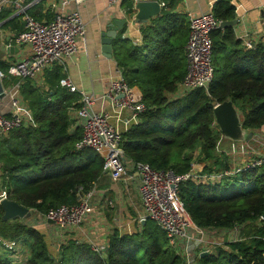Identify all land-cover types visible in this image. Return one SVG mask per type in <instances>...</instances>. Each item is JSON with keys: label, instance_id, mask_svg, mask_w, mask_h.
<instances>
[{"label": "trees", "instance_id": "16d2710c", "mask_svg": "<svg viewBox=\"0 0 264 264\" xmlns=\"http://www.w3.org/2000/svg\"><path fill=\"white\" fill-rule=\"evenodd\" d=\"M156 1L164 2V7L160 15L139 26L140 45L123 38L125 27L112 43L117 68L126 84L139 92L146 108L138 124L122 135L121 148L132 162L177 177L190 172L195 153L204 165L203 175L227 170V158L217 152L221 133L213 127V111L230 102L243 131L252 133L264 127V43L247 49L236 39L233 28L213 32L214 78L208 92L197 89L173 99L186 74L189 21L175 12L178 0ZM233 1L214 4L216 20L236 19ZM123 4L127 15L134 13L130 1ZM41 7L39 3L26 13L41 21ZM0 23L15 35L23 31L22 16L12 17L9 11L0 13ZM2 56L3 85L13 86L18 80L7 75L10 64ZM43 77L44 87L34 80L19 86L33 125L0 135V189L6 191L9 201L39 215L76 204V190L89 191L103 177L100 156L76 147L82 130L73 127L69 109L79 96L60 88L63 68L54 66ZM239 177L240 186L231 194L223 192L224 182L189 179L180 183L178 198L198 228H240L239 241L217 247L204 257L196 255L194 264H264V220L260 221L264 218V167L247 170ZM22 221H4L0 206V236L29 246L30 256L24 264H187L184 256L168 246L164 232L148 219L132 235L113 232L105 258L93 253L88 244L73 241L53 258L43 236ZM0 264L12 263L0 258Z\"/></svg>", "mask_w": 264, "mask_h": 264}, {"label": "built area", "instance_id": "2783aa9c", "mask_svg": "<svg viewBox=\"0 0 264 264\" xmlns=\"http://www.w3.org/2000/svg\"><path fill=\"white\" fill-rule=\"evenodd\" d=\"M43 0H32L26 4V0H0V13L6 9H13L16 15L22 16L23 31L8 38L4 43V52L12 47H26L28 56L22 61L10 64L7 75L16 78L18 82L13 89L19 91L20 84L25 80H36L47 70L63 64L72 58L78 51V44L83 41L86 34L85 25L77 10H67L70 4L78 6L86 0H61L55 7L53 18L50 21H39L26 12L27 9ZM124 1H130L134 13L127 15L134 21L136 5L149 0H109L111 5H120ZM218 0H209L208 9L198 16H189V35L185 46L186 74L178 85L173 99H179L193 90L208 92V88L214 78L212 65V40L211 34L220 30L222 22L216 20L212 10ZM161 8L164 4L160 5ZM234 6V4H233ZM235 7V6H234ZM264 13V0L261 5ZM237 7H235V10ZM236 12V11H235ZM126 13V12H125ZM264 43V39H263ZM136 46L140 45L135 41ZM245 48H251L246 42ZM117 67V66H116ZM117 69V76L113 78L107 88L103 100H108L110 108L116 113L117 126L111 122V116L106 112L93 110L96 97L80 92L68 78L59 82L62 89L70 94H77L78 101L69 109L73 127L80 126L82 137L76 146L78 150L90 149L96 152L103 161V175L116 182L122 178L137 181V191L143 207V214L139 217V223L147 219L154 222L165 234L170 248L184 256L187 264H194L190 259L189 249L198 247L197 255L209 253L211 248L223 247L230 242L240 240V228L231 230L200 229L191 220L178 198V187L181 182L196 179L199 182L220 183L225 179L239 176L247 170L264 167V154L256 155L254 151H246L243 161L239 164L232 162L227 170L211 175H203L204 166H196L192 163L188 174L177 177L171 172L155 171L149 165L134 163L129 160L122 148V135L132 126L137 125L139 117L146 110L141 102V96L135 88L129 87L124 81L121 71ZM5 75L0 72V80ZM5 95V91H4ZM121 97V98H119ZM77 105V108H74ZM12 112L5 116L0 112V135H7L10 131L33 125L32 115L29 110L21 108L17 98L11 101ZM23 113L26 114L24 118ZM123 115L125 118H122ZM216 124H214L215 128ZM72 127V128H73ZM217 127V126H216ZM218 128V127H217ZM257 136L264 137V127L255 131ZM224 154L233 158L234 153L224 151ZM131 173L132 176H128ZM133 179V180H134ZM95 186L85 191L83 188L76 190V204L61 206L41 215L43 221L51 222L59 232L70 231L80 227L84 221L94 212V199L96 198ZM7 199V193L0 189V203ZM109 201V205L111 206ZM264 218H260V221ZM216 235L223 239L215 242ZM18 246L16 241L6 240L0 236V249L5 252H13ZM91 251L100 258H105L107 245L89 244Z\"/></svg>", "mask_w": 264, "mask_h": 264}, {"label": "crops", "instance_id": "0c3cea01", "mask_svg": "<svg viewBox=\"0 0 264 264\" xmlns=\"http://www.w3.org/2000/svg\"><path fill=\"white\" fill-rule=\"evenodd\" d=\"M31 1L28 2L26 0V4L31 3ZM60 2L61 0H43L39 2L42 3L40 9L42 14L41 21H50L53 18L54 12H56V6L52 7V5H57ZM157 2L160 5L164 4L162 1ZM262 2L263 0L233 1L234 6L237 7L235 10V20L238 22L233 29L235 37L241 42L242 47H245L246 42L250 43L251 47L263 42L264 13L260 8ZM208 3L209 0H178L175 12L184 14L187 17L198 16L207 11ZM33 6L35 5L29 8ZM125 9L123 3L111 5L109 0H86L78 6L70 4L67 10L78 11L85 25L86 34L84 40L78 44L77 53L59 65L63 68L65 77L80 92L96 97L93 110L108 113L111 116V122L117 126H122L123 124L122 122H118L116 113L110 108L109 101L102 99L111 80L117 76V67L113 59L108 60L102 56L101 34L106 31L107 26L113 20H125L126 25L123 38L130 40L133 44L135 41L141 43L140 25H137L126 15ZM5 11L11 12L12 17L18 16L11 8ZM48 14L51 15L50 20L47 19ZM1 25L0 23V54H3L2 60L8 64L22 61L28 56V49L26 47H12L8 53L4 52V43L8 38L15 35V32L7 28L2 29ZM34 81L39 87L45 86L43 75ZM2 86L5 95L0 98L1 113L5 116L11 114V101L13 98L19 100L21 108L24 111L28 110L21 99L19 91L14 90L13 86H4L3 82ZM23 116L25 118L26 114L23 113ZM122 118H125V116L123 115ZM257 134L258 132L255 131L251 133L242 130V137L238 141L226 139L221 134L217 145V152L227 158L228 165L232 164L231 160L233 164H239L243 161V155L246 151H254L256 155H263L264 137H259ZM224 151L230 152V154L234 153L233 158L229 157L228 159ZM128 176H132L131 173ZM133 179L134 177H132V180L124 177L114 182L108 176L103 175L95 185L97 194L93 202L94 212L76 229L59 232L51 222L43 221L39 214L37 215V221L32 224L31 228L43 236L48 246V251L53 258L58 256L60 249L69 241L88 245L91 243L107 245L109 237L115 231L121 235H132L137 232L131 231L133 224H144V222L139 223L138 221L139 217L143 214V207L137 191V181ZM109 201L112 203L111 206L109 205ZM124 218L127 220L126 222L123 221ZM134 226L135 228L137 227L136 225ZM197 248L189 249L191 260H194L195 256L200 253V251L197 252Z\"/></svg>", "mask_w": 264, "mask_h": 264}, {"label": "water", "instance_id": "95a60500", "mask_svg": "<svg viewBox=\"0 0 264 264\" xmlns=\"http://www.w3.org/2000/svg\"><path fill=\"white\" fill-rule=\"evenodd\" d=\"M161 6L157 1L140 2L136 5V15L134 22L137 25H144L149 20L157 17L161 13ZM237 21L223 22L220 29L233 28L237 25ZM126 25L125 20H113L105 32L101 34V53L105 59L111 60L112 56V43L117 38L118 32L121 31ZM10 50H7V53ZM4 97V89L2 81L0 80V98ZM121 98V97H119ZM215 124L220 133L231 141H238L242 137V126L238 117L237 111L230 102L219 104L213 111ZM3 210L4 221H17L29 217V210L20 206L16 202L3 200L0 203ZM208 253H202L200 257H204Z\"/></svg>", "mask_w": 264, "mask_h": 264}, {"label": "rangeland", "instance_id": "374dc122", "mask_svg": "<svg viewBox=\"0 0 264 264\" xmlns=\"http://www.w3.org/2000/svg\"><path fill=\"white\" fill-rule=\"evenodd\" d=\"M174 95L175 94H173L172 96H174ZM193 164L196 166L203 165V164L199 163L198 154H196V153L193 155ZM239 186H240V177L239 176H234V177H231L229 179H225L223 192L225 194H231L235 190H237V188H239ZM29 213H30L29 217L26 219H23L22 222H23L24 226L31 228L32 224L37 221V219H38L37 215L38 214L34 213L31 210H29ZM123 221L126 222L127 220L124 218ZM134 225H136L137 227L135 228ZM140 227H141V225L135 223V224H133V229H131V231H139ZM3 239H5V238H3ZM220 239L221 238H219L216 235V238L214 241L219 242ZM6 240H11V239H6ZM221 240L224 241L223 239H221ZM12 241H14V239H12ZM16 242H17L18 246L16 247V249L13 252H5V251L0 249V258L3 260H6V261L9 260L12 264H24L30 256L29 246L23 245V242L20 240L16 241ZM208 250L210 252H212V251H215V248H211V249L208 248ZM197 252H199V251H197Z\"/></svg>", "mask_w": 264, "mask_h": 264}]
</instances>
